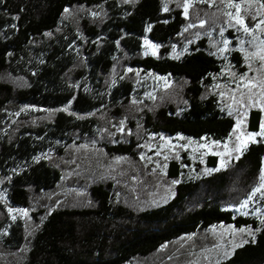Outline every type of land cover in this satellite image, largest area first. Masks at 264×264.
Listing matches in <instances>:
<instances>
[{"label": "trees", "instance_id": "trees-1", "mask_svg": "<svg viewBox=\"0 0 264 264\" xmlns=\"http://www.w3.org/2000/svg\"><path fill=\"white\" fill-rule=\"evenodd\" d=\"M188 2L0 0V264H264V0Z\"/></svg>", "mask_w": 264, "mask_h": 264}, {"label": "rangeland", "instance_id": "rangeland-1", "mask_svg": "<svg viewBox=\"0 0 264 264\" xmlns=\"http://www.w3.org/2000/svg\"><path fill=\"white\" fill-rule=\"evenodd\" d=\"M191 2H188L190 4ZM230 5V4H229ZM228 5V12L229 15L233 19L236 20V17L238 16L241 21H243L241 25L242 28H247L248 30L246 31L248 35L254 36V34H258L259 40L256 41H251L248 40L246 41L248 45L246 44V49L249 53V58L253 61L255 66H260L264 67V23H261V21H264V3L260 4H255V3H247L246 6H240V11L237 13L236 8L234 6H229ZM231 5H236V4H231ZM244 10H247L249 12H252L255 15V18L257 20L256 23L259 25L256 28H251L247 25V23L244 21L242 17V13ZM237 21V20H236ZM155 46V47H152ZM144 47H145V52L149 55H157L158 54V47L155 43H153L150 39L146 38L144 41ZM244 122L241 120V123L238 127L239 130V141H240V150L246 149L251 143H253L256 140V135H255V140L250 141L247 139L248 134H245L243 130ZM255 134V133H251ZM246 142V146H245ZM193 146L202 151L205 154H215L219 155L221 158L226 154L230 152L229 146L227 144L223 143H210V142H203V143H198L194 142ZM0 199L5 200V192L3 189H0ZM7 200V199H6ZM9 209H11V216L12 218H17L18 216H23L25 214L24 210L18 207H15L13 205H9ZM236 216H242V217H254L256 220L262 221L264 220V198L262 199L261 202H254L251 204H247L246 207H239L236 209ZM219 232L218 234L222 235L225 238H235L237 235V229L234 228L233 226H227L223 228L217 229ZM221 245H227L225 241L221 242Z\"/></svg>", "mask_w": 264, "mask_h": 264}, {"label": "snow or ice", "instance_id": "snow-or-ice-1", "mask_svg": "<svg viewBox=\"0 0 264 264\" xmlns=\"http://www.w3.org/2000/svg\"><path fill=\"white\" fill-rule=\"evenodd\" d=\"M189 6L190 5L187 3V0H186V3L184 5L185 14H187L188 7ZM229 6H234L236 8L237 13H239L240 6L238 4H236V5H231L230 4ZM262 7H264V5H262ZM165 10H167V9H165ZM65 11H67V9H65ZM236 20H237V23H240V24L243 23V21H241L238 16L236 17ZM261 23H264V21H261ZM247 30L248 29L245 28V31H247ZM225 43H227V42H225ZM152 47H155V46H152ZM240 123H241L240 121L237 122V127H239ZM255 135H262V136H264V123H262V125H261V132L260 133H256V134H251L250 133V134H248L247 139L250 140V141H254L255 140ZM245 146H246V142H245ZM262 179H264V177H262ZM174 183H175V181H174ZM262 188H264V184H262L259 188H256L255 189V192H260ZM255 192L253 193V195H255ZM242 207H246V204L245 205H242ZM9 211L11 212V209H9ZM25 215H26V213H25ZM261 223H264V220H262ZM239 231L243 232L245 230L244 229H240ZM249 234H251V231H249ZM245 243H247V241H245Z\"/></svg>", "mask_w": 264, "mask_h": 264}]
</instances>
